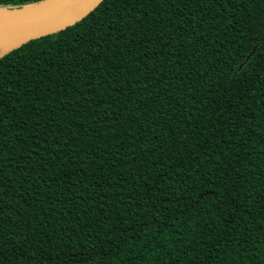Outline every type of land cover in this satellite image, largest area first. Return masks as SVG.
I'll return each mask as SVG.
<instances>
[{"label": "trees", "instance_id": "16d2710c", "mask_svg": "<svg viewBox=\"0 0 264 264\" xmlns=\"http://www.w3.org/2000/svg\"><path fill=\"white\" fill-rule=\"evenodd\" d=\"M0 264H264V0H103L2 51Z\"/></svg>", "mask_w": 264, "mask_h": 264}, {"label": "water", "instance_id": "95a60500", "mask_svg": "<svg viewBox=\"0 0 264 264\" xmlns=\"http://www.w3.org/2000/svg\"><path fill=\"white\" fill-rule=\"evenodd\" d=\"M103 0H48L35 5L32 12L13 20L0 22V53L32 38H40L57 32L82 19ZM0 8V9H23ZM37 8V9H36ZM32 10V9H30ZM10 45L8 49H5ZM251 52L240 65L250 58Z\"/></svg>", "mask_w": 264, "mask_h": 264}, {"label": "bare ground", "instance_id": "6f19581e", "mask_svg": "<svg viewBox=\"0 0 264 264\" xmlns=\"http://www.w3.org/2000/svg\"><path fill=\"white\" fill-rule=\"evenodd\" d=\"M33 10L35 9L33 8L32 10H30L29 8L15 9V10L0 9V22L20 18L22 16H25L29 12H32Z\"/></svg>", "mask_w": 264, "mask_h": 264}, {"label": "rangeland", "instance_id": "374dc122", "mask_svg": "<svg viewBox=\"0 0 264 264\" xmlns=\"http://www.w3.org/2000/svg\"><path fill=\"white\" fill-rule=\"evenodd\" d=\"M34 7H35V5H28V6H26L25 8L32 9V8H34ZM9 46H10V45H7V47H6L5 49H8Z\"/></svg>", "mask_w": 264, "mask_h": 264}]
</instances>
